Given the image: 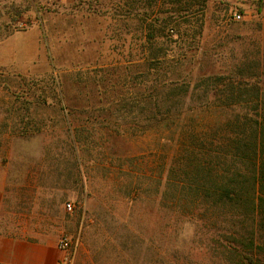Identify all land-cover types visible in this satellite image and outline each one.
Returning a JSON list of instances; mask_svg holds the SVG:
<instances>
[{
    "label": "rangeland",
    "instance_id": "obj_1",
    "mask_svg": "<svg viewBox=\"0 0 264 264\" xmlns=\"http://www.w3.org/2000/svg\"><path fill=\"white\" fill-rule=\"evenodd\" d=\"M31 33L35 61L0 66L4 220L68 239L70 264H205L166 122L264 85V0H0V50Z\"/></svg>",
    "mask_w": 264,
    "mask_h": 264
},
{
    "label": "trees",
    "instance_id": "obj_2",
    "mask_svg": "<svg viewBox=\"0 0 264 264\" xmlns=\"http://www.w3.org/2000/svg\"><path fill=\"white\" fill-rule=\"evenodd\" d=\"M233 85L216 92L225 102L205 106L220 120L201 123L192 109L166 122L177 148L168 178L205 264H264V85Z\"/></svg>",
    "mask_w": 264,
    "mask_h": 264
},
{
    "label": "crops",
    "instance_id": "obj_3",
    "mask_svg": "<svg viewBox=\"0 0 264 264\" xmlns=\"http://www.w3.org/2000/svg\"><path fill=\"white\" fill-rule=\"evenodd\" d=\"M31 34L33 43L29 48L25 47L21 50L10 46L12 49L0 50V66L21 65L35 61L39 55V44L34 34ZM4 201L5 180L0 173V264H58L62 261L65 253L59 248V241L56 238H44L33 233L35 231L31 229L29 232L22 224L13 225L4 220L2 214Z\"/></svg>",
    "mask_w": 264,
    "mask_h": 264
},
{
    "label": "built area",
    "instance_id": "obj_4",
    "mask_svg": "<svg viewBox=\"0 0 264 264\" xmlns=\"http://www.w3.org/2000/svg\"><path fill=\"white\" fill-rule=\"evenodd\" d=\"M233 18L236 21H239L242 19V15L239 13H235V14H233ZM67 209L69 211H71L72 210V204H70V203L67 204ZM59 248L65 253V257L58 264H70L71 263V260H70L71 242L65 238L59 242Z\"/></svg>",
    "mask_w": 264,
    "mask_h": 264
}]
</instances>
